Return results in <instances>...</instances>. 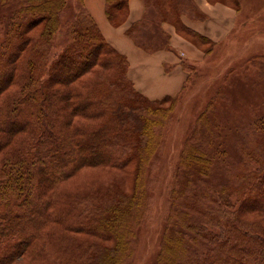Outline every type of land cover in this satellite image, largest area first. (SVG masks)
I'll list each match as a JSON object with an SVG mask.
<instances>
[{"label":"rangeland","instance_id":"1","mask_svg":"<svg viewBox=\"0 0 264 264\" xmlns=\"http://www.w3.org/2000/svg\"><path fill=\"white\" fill-rule=\"evenodd\" d=\"M143 1L146 5L145 21L132 28V35L140 44L154 48L164 42L160 29L161 20L157 14V6L152 4L154 0ZM158 1L166 4L163 6L165 12H169V2L175 3L174 0ZM181 1L184 4L177 12L180 18L184 13L199 14L192 0ZM210 1H222L237 8L240 11L237 26L231 37L214 49L211 50V45L204 43L206 45H203V49H208L209 52L200 63H188L189 75L183 90L177 96L163 101L142 97L134 92L128 82L127 87H113L112 83H116L119 77L125 78V62L121 60L119 66L106 63V59H118V54L111 50H103L80 73H73V67L78 61L68 62L67 58L51 71L55 60L74 43V31L83 21V14L79 15V0H65L64 7L57 12L58 26L47 36H44L42 30L44 20L42 17H35L25 29L28 40L25 46L20 52L13 49L16 54L12 59L8 57L12 52L10 50L0 69L1 105L6 97L10 98L19 91L21 84L28 82L23 62L32 52L29 39L41 37L40 43L49 44L50 54L42 78L46 79L52 72L51 85L47 91H53L54 98L47 102L52 108L53 105L59 107V114L63 111L67 113V120L61 127L68 133L76 127L93 129L105 124L107 117L117 109L112 102L114 97L121 105L132 103L135 107L149 108L145 112L146 118L151 122V149L139 166L142 169L138 175L142 197L135 202L138 204L133 208L136 213L133 209L128 210V217L121 221L126 226L132 225L134 231L127 238V249L119 264H155L161 260L159 253L163 236L167 231L174 232L181 226L179 219L180 213L184 211L183 195L189 186L188 181H198L202 176L182 166L189 148L204 151L208 158L206 165L210 166L206 177L216 184L233 180L244 165H253L247 152L255 149L263 134L260 127L264 129V0ZM19 3V0L0 2V41L6 39L9 20ZM40 15L44 16L45 13ZM172 17L171 21L179 29V24L174 21L175 17ZM195 41L200 45L203 43L199 38H195ZM62 81L68 85L64 86ZM65 90L68 100L62 102L61 96H65ZM130 91L135 94V99L130 97ZM101 92L104 96V92L110 94V99L104 103L106 106L100 105L104 112L96 115H91L90 110L81 112L84 104L79 107L76 104ZM15 119L13 123L0 121V175L6 167L4 157L20 148L21 139L27 135L24 127L31 123V119L24 114ZM85 143L92 151L88 154V159L107 154L100 150L94 140H86ZM139 167L136 158L122 166L89 160L55 179L50 189L46 188L42 192L44 198L50 195L55 197L48 209L54 212L55 218L43 225L45 236L33 241L30 244L32 250L28 253L19 251L5 264H53L57 260H63L56 245L60 233L78 240L100 241L101 238L93 234L67 228V223L60 221V216L75 218L76 204L81 203L80 196L93 197V194L103 195L114 190L131 194ZM262 193L250 195L254 202H249L247 195L248 200L243 203L239 202L236 194H232L231 205L234 212H238L242 206L238 216L247 224L264 228V191ZM71 205L75 206L69 209ZM135 215L138 216L136 221ZM210 226L219 230L214 224ZM100 242L112 244L109 239ZM42 245H45L44 248Z\"/></svg>","mask_w":264,"mask_h":264},{"label":"trees","instance_id":"2","mask_svg":"<svg viewBox=\"0 0 264 264\" xmlns=\"http://www.w3.org/2000/svg\"><path fill=\"white\" fill-rule=\"evenodd\" d=\"M6 1L0 0L1 3ZM79 1L81 4L79 15L83 14V21L74 31V43L55 60L51 71L53 72L54 68L67 58L68 62L78 61L73 67V73H80L97 59L103 50H111L118 54V59H106L105 62L119 66L120 61L124 60V77L126 78L119 77L112 86L127 87L129 83L134 92L145 97L133 87L127 77L126 57L105 40L96 22L84 7V0ZM19 2L18 9L9 20L6 39L0 41V69L6 62V55L10 50L12 52L8 54V57L12 59L16 54L13 51L17 49L20 52V49L25 46L28 41L25 37V29L31 25L35 17H42L44 20L42 30L44 36H47L58 26L57 12L65 5V0H19ZM127 2L128 0H106L105 13L112 24L119 25L125 20ZM174 2L168 3L169 12L163 10L166 4L162 1L154 0L152 3L157 6V14L161 22L168 21L175 25L171 21L174 16V21L179 24L180 32L188 37L191 36L193 40L199 38V41L203 43L209 42L206 37L183 24L177 12L184 2L181 0H174ZM43 12L45 15L41 16ZM142 21H145V18L140 22ZM137 24L128 30L131 36H133L132 28ZM41 39V37L29 39L32 52L23 62V69L25 68L23 71L28 75V82L21 84L19 91L10 98L6 97L0 105V121L3 123L15 122L16 116L20 114L31 119V123L24 127L27 135L21 139L20 148L4 157L6 167L0 175V264H5L19 251L28 253L32 250L30 244L45 236L43 225L55 218L54 212L48 210L50 203L55 201V197L50 195L44 198L42 192L46 188L50 189L55 179L89 160L122 166L136 158L139 167L151 149V122L146 118L149 108L135 107L132 103L121 105L116 97L112 102L116 104L117 109L114 114L107 117L105 124L93 129L76 127L70 133L63 129L61 125L67 120V113L60 111L59 114V107L56 108L53 105L52 108L49 101L47 102L50 98H54V92L47 91L53 74L51 72L46 79L42 78L50 51L49 44L40 43ZM39 43L41 46L38 45ZM141 46L146 47L144 44ZM182 65L189 66L185 61ZM61 83L64 86L68 85L63 81ZM130 92V97L135 99V94ZM104 94L105 96L103 92L90 95L83 103L78 102L76 105L79 107L84 104L81 106V112L90 110L91 115L103 113L100 105L110 99V94L105 92ZM64 95L61 96L62 102L68 100L66 90ZM169 98L172 97L167 96L152 101H163ZM260 130L263 133L261 140L258 141L254 150L247 152L253 165H244L233 180L213 183L206 177L210 166L206 165L208 158L204 151L194 148L186 151L182 166L202 176L198 181L189 179V186L186 194L183 195L185 196L184 211L180 213L179 219L181 226L174 232H170L169 229L170 231L163 236L159 253L161 260L155 264H264V228L247 224L240 219L238 215L242 206L238 212H234L231 202L232 194H236L241 203L248 200L247 195H249V202H254L250 195L261 194L264 191V129L262 126ZM86 140H94L100 146V150L107 154L88 159V154L92 151L88 145H85ZM141 169V167L137 168V178L133 183L131 194L114 190L103 195L93 194V197L80 196L81 203L76 204L75 218L67 219L65 215L60 216V221L67 223V228L85 231L101 238L102 241L109 239L112 244L105 245L97 239L78 240L60 233L61 236L56 245L59 253L63 255V260H57L53 264H119L122 262L127 249V238L133 234L134 230L132 225L126 226L121 221L128 217V210L138 206L135 202L142 197L140 193L142 187L138 179ZM74 206L71 205L68 208L72 209ZM133 211L136 213V209ZM138 216H134L135 221ZM211 224L216 225L219 230L213 229ZM44 246L42 245V248Z\"/></svg>","mask_w":264,"mask_h":264},{"label":"crops","instance_id":"3","mask_svg":"<svg viewBox=\"0 0 264 264\" xmlns=\"http://www.w3.org/2000/svg\"><path fill=\"white\" fill-rule=\"evenodd\" d=\"M198 15L184 13L183 24L206 37L211 50L227 41L237 26L240 11L229 3L210 0H192ZM106 0H84V7L96 22L105 40L127 59V77L133 87L151 100L177 96L188 79V68L183 61L198 64L209 50L180 32L168 21L160 24L163 43L154 47L141 46L128 30L145 18L143 0H128L127 15L119 24H112L105 13ZM187 60V61H186Z\"/></svg>","mask_w":264,"mask_h":264}]
</instances>
